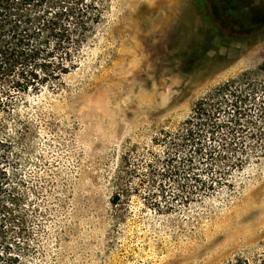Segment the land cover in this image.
Segmentation results:
<instances>
[{
	"label": "rangeland",
	"instance_id": "obj_1",
	"mask_svg": "<svg viewBox=\"0 0 264 264\" xmlns=\"http://www.w3.org/2000/svg\"><path fill=\"white\" fill-rule=\"evenodd\" d=\"M95 2L101 17L76 67L55 89L15 93L14 109L0 112V256L224 264L264 251V0ZM58 7L35 0L29 11L43 22ZM230 80L257 84L242 87L250 96L238 130L229 132L235 109L222 104L220 146L213 157L195 153L181 141L185 129H206L192 126L194 104ZM183 164L188 174L170 171ZM122 169L134 171L126 193Z\"/></svg>",
	"mask_w": 264,
	"mask_h": 264
},
{
	"label": "trees",
	"instance_id": "obj_2",
	"mask_svg": "<svg viewBox=\"0 0 264 264\" xmlns=\"http://www.w3.org/2000/svg\"><path fill=\"white\" fill-rule=\"evenodd\" d=\"M34 1L0 0V81L7 82L6 87L0 88V112L2 113L11 112L14 109L13 95L15 93L27 91L29 88L39 92L43 87L51 89L58 87L62 76L78 64L79 51L83 43L93 33L94 27L101 17L99 5L95 0L89 2L86 0H71L70 2L57 0L59 7L54 15L40 22L29 11V7ZM50 38L53 39V44L47 47L46 41H49ZM243 86L250 89L251 92L257 89V84L245 85L242 80H230L198 100L193 107L192 118L194 120L192 122L195 123H192V126L206 129H185L181 141H188L190 138L192 140L191 147L195 153L203 150L206 152L208 149L207 153L213 157L212 155L220 146L218 140L214 139L217 137L216 133L219 131L217 128L220 126L215 119V114L220 111L222 104L233 107L235 111L227 123L232 128L229 129V132L235 134L242 116L238 112V105L250 96L242 88ZM261 88H264V85ZM243 94L246 95L242 97ZM227 95L231 98H227ZM259 117L264 120L263 105H260ZM259 129L264 130V127L259 126L256 129L260 136L264 135L263 130ZM207 136L209 138L205 140ZM259 139L262 143L261 152L264 154V136ZM218 156H220V152L216 154V157ZM188 160L191 164L192 160ZM237 162L241 167L243 160L239 158ZM190 164H183L182 168L173 166L174 170L170 169V171L174 174H188L192 168ZM186 166L187 169H185ZM223 171L224 169L219 167L217 171L210 172L211 184L215 183V179L218 181L217 177L220 175H216L223 174ZM132 172L134 171L124 169L119 172L118 190L122 193L132 190L127 186V179L132 176ZM119 197V192L114 193L111 203L118 204ZM0 261H6L7 264L17 263L16 257L12 256L5 260L0 256ZM224 264H264V251L257 253L252 258L238 256Z\"/></svg>",
	"mask_w": 264,
	"mask_h": 264
}]
</instances>
